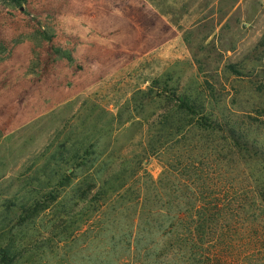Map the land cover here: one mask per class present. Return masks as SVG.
Listing matches in <instances>:
<instances>
[{"label":"rangeland","instance_id":"obj_1","mask_svg":"<svg viewBox=\"0 0 264 264\" xmlns=\"http://www.w3.org/2000/svg\"><path fill=\"white\" fill-rule=\"evenodd\" d=\"M182 93L205 100V118L223 119L254 149L236 158L224 140L192 136L203 151L170 161L228 165L207 168L228 180L210 193L246 207L254 228L243 254L264 263V0H0V220L25 196L51 207L21 231L18 249L46 241L61 216L52 207L71 189L54 203L57 190L38 181H48L50 157L69 140L99 143L108 162L137 156L134 167L159 180L172 151L147 157L142 147L162 130L167 98ZM67 156L60 177L70 174ZM183 173L179 181L192 175Z\"/></svg>","mask_w":264,"mask_h":264},{"label":"trees","instance_id":"obj_2","mask_svg":"<svg viewBox=\"0 0 264 264\" xmlns=\"http://www.w3.org/2000/svg\"><path fill=\"white\" fill-rule=\"evenodd\" d=\"M166 101L162 130L149 134L142 147L147 157L165 158L172 151L159 180L141 173V166L134 167L137 156L124 154L108 162L103 160L107 150L99 143L69 140L50 157L48 181H38L41 187L57 190L56 195H51L54 203L61 188L71 189L56 204L58 207H52L61 215L51 227L52 235L29 250L18 249L21 231L51 207L26 196L19 203L18 199L10 201L0 220V264H35L38 255L40 260L48 259L49 264H76L75 257L87 259L89 264H264L252 260L249 263L243 254L244 235L254 228L247 224L246 207H230L221 194L210 193L228 180L211 177L207 168L220 170L228 165L224 161L206 165L197 158L186 161V165L180 163L178 168L170 161L188 152L203 151L200 139L189 144L192 136H216L224 140L236 158L254 149L249 143L243 144L240 132L223 127V119L212 122L205 118L206 101L198 96L182 93ZM226 140H232L233 145L230 147ZM65 154L70 174L61 178L60 164ZM232 163L235 162L229 164ZM257 169L264 173V160ZM77 171L83 173L80 178L75 175ZM183 172L192 175H184L179 181ZM79 179L82 189L79 182L75 184ZM167 182L172 186L166 200L168 186L163 184ZM71 194L77 200L69 197ZM14 209L19 215L13 213Z\"/></svg>","mask_w":264,"mask_h":264}]
</instances>
